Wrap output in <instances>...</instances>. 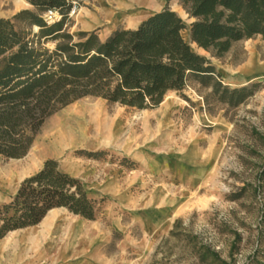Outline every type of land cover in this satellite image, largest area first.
<instances>
[{
    "label": "trees",
    "instance_id": "1",
    "mask_svg": "<svg viewBox=\"0 0 264 264\" xmlns=\"http://www.w3.org/2000/svg\"><path fill=\"white\" fill-rule=\"evenodd\" d=\"M79 0H28L33 10L0 17V155L21 158L44 121L83 97L101 98L129 110L153 109L168 91L194 83L210 100L236 108L255 85L229 88L205 56L194 52L181 33L212 57L222 58L234 43L259 36L264 41V0H179L193 22L166 6L134 29H117L100 41L96 31L67 33L65 18ZM57 11L61 20L46 24L41 15ZM37 27V32L32 27ZM55 44L52 50L45 47ZM197 90V92H198ZM99 159L104 151L77 152ZM129 161V160H125ZM131 166H134V162ZM103 199L91 198L83 182L49 159L23 179L9 202L0 204V240L9 232L39 224L47 213L64 208L95 221ZM214 262L219 257L206 252ZM250 264H264L253 261Z\"/></svg>",
    "mask_w": 264,
    "mask_h": 264
},
{
    "label": "rangeland",
    "instance_id": "2",
    "mask_svg": "<svg viewBox=\"0 0 264 264\" xmlns=\"http://www.w3.org/2000/svg\"><path fill=\"white\" fill-rule=\"evenodd\" d=\"M97 2L79 0L74 3L76 13L71 16L67 13L64 28L74 36V41L78 32H86L80 29L78 14L85 9L95 12ZM168 7L189 26L190 20L178 0H168ZM22 10H33L28 0H0L1 18H11ZM32 31L36 33L37 27H32ZM181 35L190 43L188 29ZM54 46L53 42L45 44L50 50ZM191 48L216 63L215 68L225 86L240 88L254 84L253 95L236 108H228L213 100L207 107L203 98L209 91L198 90L191 83L182 92L166 95L165 100H173L179 104L177 107L164 109L158 106L145 110L109 105L96 97L80 98L44 121L23 157L5 158L0 155V204L9 202L20 182L40 170L46 160L52 159L57 161L61 171L80 179L91 198L103 199V212L99 220L108 223L103 214L112 203L105 197L95 195L91 189L98 175H129L133 183L138 184L133 189L148 194L157 190L167 177L159 167H141L135 163L131 166L130 160L121 155L118 148L99 149L105 154L95 160L78 154L80 151L93 152L81 146H152L156 149L154 146H176L184 135L186 141L183 144L199 141L205 150L217 145V155L206 170L203 185L187 193L184 207L170 228L156 234L140 257L131 254L133 264H250L264 261V79H255L235 87L232 80L240 82L241 79L228 74L223 68L225 65L242 63L250 51H262L264 41L257 36L236 42L219 59L195 46ZM85 111L91 115L101 114L111 121L115 125V138L110 140L93 136L86 141L67 142L61 145L57 153L47 151L43 154L47 146L56 145L53 137L56 129L64 126L68 118L77 112H83L87 118L89 114ZM32 155H36V159L32 160ZM78 158L91 160L95 164L90 168L85 167L83 173L80 167L71 163ZM38 162L39 166L30 170ZM27 169L29 173L24 177L20 175ZM122 219L124 222L129 220L126 214ZM139 235V229L133 227L131 236L136 238ZM12 236L8 234L5 237ZM120 237L113 233V243L108 246V252L114 251V242ZM206 252L216 253L219 261L214 262L210 255L203 258L202 254Z\"/></svg>",
    "mask_w": 264,
    "mask_h": 264
},
{
    "label": "crops",
    "instance_id": "3",
    "mask_svg": "<svg viewBox=\"0 0 264 264\" xmlns=\"http://www.w3.org/2000/svg\"><path fill=\"white\" fill-rule=\"evenodd\" d=\"M165 3L164 0H99L95 12L85 9L78 14V24L83 31H96L99 40L104 41L117 29H136L142 21L164 9ZM185 15L189 23L194 21L186 12ZM211 64L216 67L214 61ZM223 68L241 79L240 82L232 80L235 87L264 79V49L250 51L242 63ZM172 92L176 93L168 91L159 106L172 109L179 105L165 100ZM85 112L89 114L87 118L83 112H77L68 118L66 126L60 124L53 134L56 145L47 146L43 154L47 151L57 153L67 142L86 141L93 136L115 138V125L111 121L101 114ZM184 139L183 135L176 146H154L156 149L152 146H81L88 151L118 148L121 155L141 167H159L167 178L157 190L148 194L133 189L138 184L133 183L129 175H98L91 189L95 195L111 201L109 210L103 214L108 223L99 219L83 220L64 208L52 209L39 224L9 232L12 238L0 240V264H133L131 254L140 257L156 234L170 228L184 207L187 193L203 185L206 170L217 155V145L205 150L199 141L183 144ZM31 159H36V155ZM71 163L83 173L85 167L95 164L83 158ZM38 166L39 162L34 163L30 170ZM30 170L20 175L24 177ZM123 214L128 216V222L123 221ZM133 227L140 231L136 238L131 236ZM113 233L121 237L114 242V251L108 252Z\"/></svg>",
    "mask_w": 264,
    "mask_h": 264
},
{
    "label": "built area",
    "instance_id": "4",
    "mask_svg": "<svg viewBox=\"0 0 264 264\" xmlns=\"http://www.w3.org/2000/svg\"><path fill=\"white\" fill-rule=\"evenodd\" d=\"M75 13H76V7L73 4L71 9L69 10L68 15L71 16V15H74ZM41 17L44 20V22L49 25V24H52V23L60 21L62 16L57 11L48 10V11L44 12L41 15Z\"/></svg>",
    "mask_w": 264,
    "mask_h": 264
},
{
    "label": "bare ground",
    "instance_id": "5",
    "mask_svg": "<svg viewBox=\"0 0 264 264\" xmlns=\"http://www.w3.org/2000/svg\"><path fill=\"white\" fill-rule=\"evenodd\" d=\"M187 39V38H186ZM190 44V43H189ZM191 46H195V44L193 45V44H191ZM196 47V46H195Z\"/></svg>",
    "mask_w": 264,
    "mask_h": 264
},
{
    "label": "water",
    "instance_id": "6",
    "mask_svg": "<svg viewBox=\"0 0 264 264\" xmlns=\"http://www.w3.org/2000/svg\"><path fill=\"white\" fill-rule=\"evenodd\" d=\"M189 42H190V40H189ZM190 44H194V43H191V42H190ZM195 46H196V45H195Z\"/></svg>",
    "mask_w": 264,
    "mask_h": 264
}]
</instances>
